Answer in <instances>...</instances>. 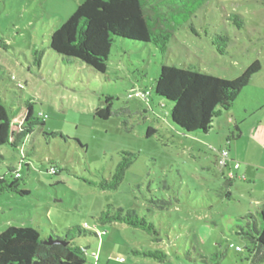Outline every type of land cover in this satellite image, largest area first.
Here are the masks:
<instances>
[{"label":"rangeland","instance_id":"rangeland-1","mask_svg":"<svg viewBox=\"0 0 264 264\" xmlns=\"http://www.w3.org/2000/svg\"><path fill=\"white\" fill-rule=\"evenodd\" d=\"M83 1L0 0V95L9 106L33 103L41 123L28 144L30 168L21 171L22 188L31 193L0 197V233L12 225L39 228L46 237L64 236L72 227L92 229L100 236L76 241L89 245L95 264H215L216 251L223 254L219 264H250V243L237 225L264 201V1L210 0L178 28L164 53L117 37L105 74L82 62L66 65L50 48L52 32ZM233 14L244 19L243 29L230 20ZM217 34L229 36L225 55L214 45ZM255 60L262 69L207 133H186L172 121V105L154 95L149 103L129 97L137 86L153 91L163 64L233 79ZM106 95L114 98V114L105 120L95 111ZM150 127L155 133L148 136ZM228 142L232 155L236 147L243 156L239 172L217 162ZM123 152L134 156L123 180L116 189H102ZM20 156L0 147V172L22 167ZM52 164L57 174L47 172ZM244 167L245 179L230 177L231 171L243 175ZM153 198L172 204L160 208ZM108 205L149 212L161 240L125 223L100 224ZM133 248L160 249L167 257L133 255Z\"/></svg>","mask_w":264,"mask_h":264},{"label":"trees","instance_id":"trees-1","mask_svg":"<svg viewBox=\"0 0 264 264\" xmlns=\"http://www.w3.org/2000/svg\"><path fill=\"white\" fill-rule=\"evenodd\" d=\"M209 1L84 0L71 16L52 32L50 48L62 57L66 65L73 61L82 62L93 70L105 74L117 37L151 43L164 53L178 28L188 22L199 8ZM229 18L237 29L244 28V19L240 15L233 14ZM191 29L194 30L193 27ZM215 38L214 45L221 55H225L227 43L230 41L229 36L217 34ZM36 62L40 65L41 58H37ZM261 69V62L255 60L242 74L228 79L192 66L163 64L154 82L153 91L137 86L129 97L137 90H148V98L143 101L149 103L154 95L163 106L172 105V121L186 133L198 131L207 133L212 128L214 119L221 111L231 109L235 98ZM113 99L112 95H106L104 105L96 109L95 115L101 119H109L114 114ZM14 106L16 105L9 106L0 95V147L9 146L19 151L22 161V167L19 169L7 166V171L0 172V197L8 192L22 196L31 193L30 190L22 188L21 171L25 166L30 168L32 161L28 144L31 142L34 129L41 123L34 116L33 103L30 101L25 102L23 107ZM39 117L44 116L40 114ZM235 128L240 136L241 131ZM154 133L155 129L150 127L147 135L151 136ZM224 148L230 153L229 147L222 149ZM133 157L130 152H123L112 178L103 179L100 187L104 190L116 189L123 180L127 168L132 164ZM232 165L230 162L228 167ZM47 172L57 174L59 169L52 164ZM186 184L189 187L188 183ZM226 184L232 186V180H227ZM188 191L192 193L191 190ZM151 201L160 208L172 204L164 198H153ZM148 215L139 214L135 208L125 211L123 208L108 205L97 220L102 225L115 221L125 223L145 231L152 235L155 241H159L161 232ZM244 218V222L238 224L237 228L240 235L249 240L250 245L247 248L251 252L250 264L263 263L264 203L257 206L255 213L252 211L246 213ZM83 236L99 237V234L85 227H72L64 236L52 232L46 237L39 228L33 226H9L0 233V264H95L93 256L88 251L89 245H80L76 241ZM56 240L62 242H55ZM131 253L160 261L167 257L160 249L138 251L133 248ZM222 256L221 251H216L212 254L211 260L219 264Z\"/></svg>","mask_w":264,"mask_h":264},{"label":"built area","instance_id":"built-area-1","mask_svg":"<svg viewBox=\"0 0 264 264\" xmlns=\"http://www.w3.org/2000/svg\"><path fill=\"white\" fill-rule=\"evenodd\" d=\"M149 95V91L148 90H137L135 91L133 94L130 95V97H136V98H140L142 100H145L148 98ZM218 164L220 167L223 168H227L228 165H230V162H232L234 169H238L240 167V163L238 161H235L233 163V160L230 157V153L229 151L224 148L221 149L220 151V155L218 156V160H217ZM54 172V171H53ZM233 172L230 173V177H233ZM99 234V233H98ZM100 236V234H99ZM232 247H234L237 251H242V247L240 245L234 246L233 244H231Z\"/></svg>","mask_w":264,"mask_h":264},{"label":"crops","instance_id":"crops-1","mask_svg":"<svg viewBox=\"0 0 264 264\" xmlns=\"http://www.w3.org/2000/svg\"><path fill=\"white\" fill-rule=\"evenodd\" d=\"M235 127H237L239 130H240V128L237 126V125H235ZM241 131V130H240ZM241 135H242V132H241ZM228 146H226V147H229V149H230V153H231V158H232V160H234V161H238L239 159H243V156L240 154V152L238 151V148H236L235 147V149H234V155H232V152H231V145H230V143L228 142V144H227ZM263 152H264V146L263 145H261V153L263 154ZM239 162V161H238ZM230 167H232V166H229V168ZM241 169H242V165L240 164V167L238 168V169H235V170H237V172H239V171H241ZM243 170V169H242ZM232 172V171H231ZM248 172H249V170L246 168V167H244V174L243 175H239L238 173H233L234 175H233V178L234 179H236V178H242V179H245V177L247 176V174H248ZM234 179H232V185H233V180ZM258 202V204H262V203H264V201H260V200H258L257 201Z\"/></svg>","mask_w":264,"mask_h":264},{"label":"water","instance_id":"water-1","mask_svg":"<svg viewBox=\"0 0 264 264\" xmlns=\"http://www.w3.org/2000/svg\"><path fill=\"white\" fill-rule=\"evenodd\" d=\"M55 242H62V241H58V240H56Z\"/></svg>","mask_w":264,"mask_h":264}]
</instances>
